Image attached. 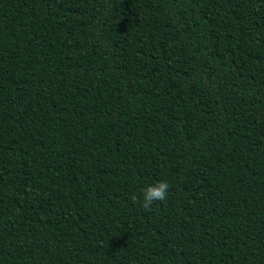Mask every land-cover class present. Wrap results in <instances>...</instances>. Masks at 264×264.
<instances>
[{
	"label": "trees",
	"instance_id": "1",
	"mask_svg": "<svg viewBox=\"0 0 264 264\" xmlns=\"http://www.w3.org/2000/svg\"><path fill=\"white\" fill-rule=\"evenodd\" d=\"M0 264H264V0H0Z\"/></svg>",
	"mask_w": 264,
	"mask_h": 264
},
{
	"label": "clouds",
	"instance_id": "2",
	"mask_svg": "<svg viewBox=\"0 0 264 264\" xmlns=\"http://www.w3.org/2000/svg\"><path fill=\"white\" fill-rule=\"evenodd\" d=\"M170 185L166 181H159L146 186L143 191L142 199L133 196L134 203L139 204L145 211L152 209L156 203L166 202Z\"/></svg>",
	"mask_w": 264,
	"mask_h": 264
}]
</instances>
